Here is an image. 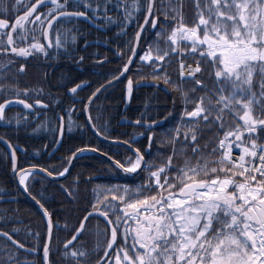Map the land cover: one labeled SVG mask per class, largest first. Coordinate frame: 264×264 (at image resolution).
<instances>
[{
  "label": "snow or ice",
  "instance_id": "6c2138e0",
  "mask_svg": "<svg viewBox=\"0 0 264 264\" xmlns=\"http://www.w3.org/2000/svg\"><path fill=\"white\" fill-rule=\"evenodd\" d=\"M21 2L4 0L0 12V56L9 58L6 64H0V78L18 61H23L19 63L18 76L26 74L30 59L47 62L63 54L80 64L85 58L77 60L76 49L69 47L77 43L80 30L74 27L65 31L62 25L83 21H103L105 26L116 23L108 16L112 0H35L19 15ZM112 7L122 12L124 22L119 26L125 34L126 24L137 22L134 38L127 43L131 53L128 60L105 76L106 82L87 97H80V92L91 84L76 83L79 77L61 87L67 88L73 105H83L78 110L69 108L66 115L70 117L75 111L85 115L84 127L95 138L108 142L110 149H117L115 155L122 159L101 155L107 156L114 169L142 177V182L135 188L98 184L92 189L94 201L88 200L80 209L76 223H66L61 229L41 202L43 194L39 199L32 196L31 184L26 181L29 177L33 182L36 177L48 179L53 172L56 179H68L75 168L73 161L84 158L89 151L95 154L98 149L69 148L72 155L62 161V170L36 165L28 170L17 164V152L24 150L0 136V143L9 150L5 158L11 162L12 173L40 209L46 229L45 236L39 231L28 232L23 241L13 239L18 230L12 234L0 232V237L26 255H34L42 248L43 255L37 261L25 260L22 264H58L57 259L50 258L56 254L67 264H264V0H191L190 18L185 14L184 0H133L131 4L115 0ZM141 45H146L142 54L137 51ZM88 47L90 43L85 38V50ZM117 55L123 59L124 53ZM134 58L141 66L151 68L153 79L162 78L181 94L183 107L179 117H173L178 123L167 130L171 154L166 159L161 158L159 149L155 154L152 151L153 133L163 121L147 122L151 118L145 113L134 122L127 121L134 128L144 129L139 133L148 142L143 151L133 146L138 143L136 134H114L107 123L97 124L104 111L97 102L110 88L126 81L123 96L130 103L135 89L141 86L126 75ZM105 62L97 60V65L102 67ZM173 65L175 82L168 71ZM47 75L44 73L45 78ZM14 83L18 85L19 81ZM42 94V90L5 89L0 84V122L11 126L15 120L17 127L21 126L19 117L6 116V111L15 105H22L29 115L54 112L49 104L41 102ZM32 97L34 103H28ZM93 112L97 114L93 116ZM54 118L58 122L52 130L56 151L63 146L72 124L65 127L64 115L55 114ZM28 123L25 119L24 125ZM50 124L51 118L39 124L37 130ZM205 129L215 136L201 144ZM120 136L128 139L120 140ZM94 179L97 178L77 173L73 186L61 187V193L72 203L80 184H91ZM93 220L104 224L102 231L96 226V236L103 237V241L97 240L89 250L82 241ZM60 231L71 234V239L61 240ZM29 239L37 241L30 248L25 247ZM53 243L58 245L56 254L52 253ZM6 255L0 264H21L18 256Z\"/></svg>",
  "mask_w": 264,
  "mask_h": 264
},
{
  "label": "trees",
  "instance_id": "16d2710c",
  "mask_svg": "<svg viewBox=\"0 0 264 264\" xmlns=\"http://www.w3.org/2000/svg\"><path fill=\"white\" fill-rule=\"evenodd\" d=\"M31 1V0H30ZM28 0H22L20 11L18 14L25 10V6L30 3ZM33 1V0H32ZM9 3H14L15 0H8ZM4 5V0H0V12L4 8H1ZM184 11L187 17H192L193 10L191 8V0H184ZM140 23L142 20L139 21ZM137 31V22L133 20L131 23L126 24V34L125 29L123 31V37L125 38V54L123 59L121 56H115L112 54L111 61L108 63L105 62L102 67L97 65V60H105L103 56L95 57L89 59L90 64H94L95 68L99 70L97 72L87 74H79V78L76 80H82L90 82L91 87L85 89L83 92H80V97H87L91 95L92 91L95 88L99 87L100 84L105 83V76H109L111 73L115 72L117 69L123 67V64L127 61L130 52L127 48V43L133 40L134 33ZM146 45H141V48L138 49V52H141ZM135 63H133L130 68L131 71L126 75L131 77L135 82H138L141 86L136 88L133 94V99L131 102L124 107L125 99L123 96L124 88L126 81L117 85L114 88H110L104 96L97 102V104L103 109L102 119L97 121L98 125L108 124L109 130L114 134L127 132L130 134L139 135L144 129L134 128L130 125H124L121 123L122 118H127L130 120H136L141 113H145L151 120L147 122L154 121H163V125L157 127L153 133V148L152 151L155 154L157 149L160 150V155L162 159H166L168 155L171 154V150L168 148L170 134L167 131L168 129L173 128L178 120H174L173 117H179L182 100L181 94L176 90L173 85L165 84L164 80L161 78L159 80L153 79L151 75V68L147 66H141V62L134 58ZM88 61V59H87ZM191 62V61H189ZM195 65V63H193ZM171 73V78L175 82L177 80V75L175 72V65L172 68L168 69ZM96 73L102 75H96ZM76 75H69L65 80V83L69 79L75 78ZM153 85H156L155 87ZM183 87H187L184 85ZM66 89V87L64 88ZM68 97L66 92H64V98ZM175 101V104L173 103ZM83 105H79L77 108H82ZM191 107V106H189ZM74 115L78 114V121H75L72 126L71 132H66L64 136L63 146L60 147L58 153L55 157H61L60 159H54V161H46L44 168L55 167L59 170H62L61 163L66 161L72 153L68 151L69 148L75 150L76 148H97L99 153H107L108 156H112L113 160H121L122 156L115 155L117 149L111 148L107 142L101 141L99 138H95L94 134L91 133L87 128L84 127V122L82 120V114L79 111L73 112ZM171 113V116L169 115ZM97 113L93 112L92 115L95 116ZM167 118V119H166ZM78 125V126H77ZM66 127V126H65ZM186 131V129H183ZM215 136L213 131L207 129L203 132L204 139L201 140V144L212 141ZM113 138H116L115 135ZM120 140L128 139L127 136H120ZM134 147H139L143 151L148 147L147 139L144 136H141L138 139V143L133 145ZM123 152V149L119 150ZM148 157H146L147 159ZM215 159V157H212ZM37 162H41L37 159ZM75 168L72 169V176L68 179H44L41 177H36V181H32V177L29 178V181L26 183L31 184L30 191L32 196H36L37 199L40 198L41 193L43 194L44 199L41 201L44 203L45 208L48 209L50 213L53 214L54 223H58L60 228L63 229L65 224L68 225L76 223V217L81 215L80 209L87 205L88 200L95 199L92 189L95 188L98 184L108 185V184H120V185H129L135 188L136 185L142 182V177L127 176L121 171L116 170L105 161L103 158L99 157L97 154L89 153L85 154V157L79 161H73ZM175 163V161H174ZM65 166H67L65 164ZM182 166V165H181ZM77 173H84V177L92 176L96 177L91 184L85 185L83 183L79 186V191L74 192V200L72 203L66 201L65 196L61 193V187L64 189H70V186H73V179ZM7 171H1L0 180L5 179V183H0V196L3 197H17L14 200H10L4 203H0V230L6 231L9 234H12L14 230H18L16 235H13V239L18 241H23L27 239L26 234L28 232H37L39 231L42 236H45L46 229L44 221L42 220L40 210L28 201L19 191L16 183L11 179L10 176H7ZM53 175H56L53 172ZM172 175H175L174 173ZM92 209L89 208V211ZM99 230H103L104 224L101 221L93 220L92 227L88 233H85L82 243L91 250L97 240L103 241V237H97V227ZM56 232V229H53ZM59 236L61 240L67 242L71 237L66 231H60ZM43 241H41L42 243ZM37 241L34 239H29L28 243L25 246L31 247L33 244H36ZM57 244H52V253H57ZM59 247L62 249L63 244H60ZM79 247V243H77ZM42 250V248H41ZM41 250L38 252V257ZM71 250V249H70ZM17 252L11 245L3 238H0V253L3 254H12L15 255ZM37 254V253H36ZM19 257V256H18ZM58 261V264H67L66 261L60 259L59 254H56L54 257Z\"/></svg>",
  "mask_w": 264,
  "mask_h": 264
},
{
  "label": "flooded vegetation",
  "instance_id": "af4514ba",
  "mask_svg": "<svg viewBox=\"0 0 264 264\" xmlns=\"http://www.w3.org/2000/svg\"><path fill=\"white\" fill-rule=\"evenodd\" d=\"M30 2L34 3L35 0H31ZM132 2L133 0H128L129 4H131ZM114 3L115 0H112V4ZM112 4L109 5L110 10L108 12V16L116 21V23L105 26L103 21H97L96 23L83 21L76 25H62V28L65 31L73 29L74 27L80 30V34H78L77 36V43L75 45L70 44L69 47L70 49L73 47L76 49L74 52V56L77 60L81 56L85 58L82 63L76 64L73 60L61 54L57 59L48 60L47 62L43 61L42 59H30L26 74L23 76L16 75L19 63L23 61H18L17 63L13 64L7 72L2 73L0 84H2L5 89L18 87L21 90H23L24 88H29L32 90H42L43 94L40 95L41 102L49 104L50 108L54 109V112L52 110H49L48 112L40 115H29L28 111L25 110L22 105H15L11 108L10 111H6L7 117L20 118L21 126L19 128L17 127L15 120H13L11 126H3L2 122H0V136L8 140L9 143L18 145L19 148L24 150L17 152L18 167L32 169V166L36 165L37 168H39L42 166H46V161L52 162L54 161L53 158H61L55 157L58 153V150L54 151L56 144L52 143L54 138L52 130L58 123L54 118L55 114L65 116L66 127L69 123H71L73 126L75 121H78L77 119L79 118V116L78 114L74 115V113H72L69 117L68 115H66V112L69 108L74 107L75 109H77L80 105L79 103L73 105L67 88L64 89L65 87H61L62 84H65V80L67 79V77H69L70 74L79 77V74L81 73L89 75L91 73L97 72L99 69L95 68L94 64H90L89 59L103 56L108 63L109 61H111L112 54H114L115 56H119L117 55L118 52H123L125 54V38L123 37L124 29L119 26L120 23L124 22L122 19V12H118L114 7H112ZM44 10L46 11V9ZM22 13H24V11L19 15H21ZM85 38L90 43V47H88L86 50L84 48ZM97 54L99 55L97 56ZM8 59L9 58L6 56H0V64H6ZM44 73L48 74L46 78L44 76ZM14 81H19L18 85L14 83ZM81 81L82 80H75L76 83H80ZM71 86H74V84L68 85V87ZM64 92H66L68 97L64 98ZM10 98L15 99L14 96H11ZM34 101V97L28 98L27 100L28 103H34ZM58 101L60 103H57ZM0 102H2V99H0ZM49 118H51V124L37 130V126ZM81 118L83 122H85L83 115ZM25 119L29 121L26 126L24 125ZM140 138L141 136L138 139ZM45 146H47L46 149ZM25 152L27 153V155H25ZM8 153V149L0 144V174L2 170L7 171L6 175L10 176L18 186L16 182V176L13 175L11 170V162L10 160L5 158ZM37 159L41 162H37ZM5 182V179L0 180V183ZM7 198L10 200H14L17 197L11 196ZM0 231L6 232L2 230ZM25 247L30 248L29 246ZM41 253L42 250L39 256H41ZM15 256H19L21 262L25 260L30 262L38 260V253L34 255H26L24 251H20L16 252Z\"/></svg>",
  "mask_w": 264,
  "mask_h": 264
},
{
  "label": "water",
  "instance_id": "95a60500",
  "mask_svg": "<svg viewBox=\"0 0 264 264\" xmlns=\"http://www.w3.org/2000/svg\"><path fill=\"white\" fill-rule=\"evenodd\" d=\"M24 13H22L21 15H23ZM142 23H143V21H142ZM130 55H131V53H130ZM129 55V56H130ZM129 58V57H128ZM128 60V59H127ZM129 104V102H125V105H124V107H126L127 105ZM83 118H84V121H85V119H86V117H85V115H83ZM124 122L123 124L124 125H129L128 123H127V121H132V122H134L135 120H130V119H127V118H122L121 119V122ZM131 126V125H130ZM138 136V138L140 137L139 135H137ZM108 143V142H107ZM0 144H2V143H0ZM5 148H6V146L4 145V144H2ZM57 148V145H56V147H55V149ZM7 149V148H6ZM9 151V150H8ZM86 153H92L91 151H89V152H86ZM95 154H97L99 157H101V158H103L105 161H107L109 164H111V162L110 161H108L107 160V156H104V155H101L102 153H99V152H97V153H95ZM28 170H31V169H28ZM122 172V171H121ZM123 173V172H122ZM124 174V173H123ZM127 176H132V175H127ZM50 179H52V180H58V179H60V178H58V179H56V175H53L52 177H49ZM62 178V177H61ZM18 176H16V182H17V184H18ZM18 189H19V191H21V193L23 194V196L28 200V201H30L32 204H34L37 208H38V206L35 204V202L31 199V196H29L28 195V193H25L24 191H23V187L22 186H19L18 185ZM7 201H10V199H8L7 197L5 198V197H0V203H4V202H7ZM39 209V208H38ZM40 210V209H39ZM1 232V231H0ZM3 238V237H2ZM71 239V237L68 239V240H70ZM75 243V242H74ZM21 251H23V250H21ZM43 255V252L41 253V256ZM21 264H22V262H21Z\"/></svg>",
  "mask_w": 264,
  "mask_h": 264
},
{
  "label": "rangeland",
  "instance_id": "374dc122",
  "mask_svg": "<svg viewBox=\"0 0 264 264\" xmlns=\"http://www.w3.org/2000/svg\"><path fill=\"white\" fill-rule=\"evenodd\" d=\"M1 8H4V5ZM6 254L0 253V259L6 260L7 259V255Z\"/></svg>",
  "mask_w": 264,
  "mask_h": 264
},
{
  "label": "built area",
  "instance_id": "2783aa9c",
  "mask_svg": "<svg viewBox=\"0 0 264 264\" xmlns=\"http://www.w3.org/2000/svg\"><path fill=\"white\" fill-rule=\"evenodd\" d=\"M237 152H238V150H235L233 154L236 155Z\"/></svg>",
  "mask_w": 264,
  "mask_h": 264
}]
</instances>
